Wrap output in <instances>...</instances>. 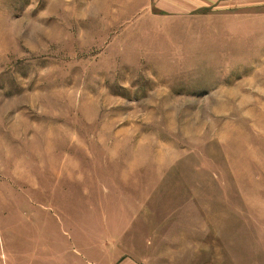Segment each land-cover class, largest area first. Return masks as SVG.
<instances>
[{"label":"rangeland","instance_id":"obj_1","mask_svg":"<svg viewBox=\"0 0 264 264\" xmlns=\"http://www.w3.org/2000/svg\"><path fill=\"white\" fill-rule=\"evenodd\" d=\"M264 264V0H0V264Z\"/></svg>","mask_w":264,"mask_h":264},{"label":"crops","instance_id":"obj_2","mask_svg":"<svg viewBox=\"0 0 264 264\" xmlns=\"http://www.w3.org/2000/svg\"><path fill=\"white\" fill-rule=\"evenodd\" d=\"M121 264H139L138 262H135V261H132V260H129V259H127V260H124V261H122L121 262Z\"/></svg>","mask_w":264,"mask_h":264}]
</instances>
